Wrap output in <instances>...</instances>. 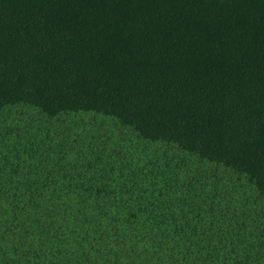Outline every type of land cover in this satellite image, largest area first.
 Wrapping results in <instances>:
<instances>
[{"label":"trees","instance_id":"1","mask_svg":"<svg viewBox=\"0 0 264 264\" xmlns=\"http://www.w3.org/2000/svg\"><path fill=\"white\" fill-rule=\"evenodd\" d=\"M0 264H264V0H0Z\"/></svg>","mask_w":264,"mask_h":264}]
</instances>
